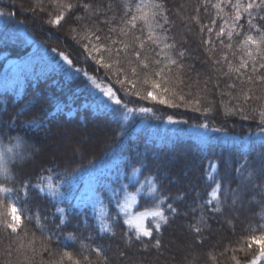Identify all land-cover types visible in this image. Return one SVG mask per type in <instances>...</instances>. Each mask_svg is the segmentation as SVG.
<instances>
[{"label":"trees","instance_id":"trees-1","mask_svg":"<svg viewBox=\"0 0 264 264\" xmlns=\"http://www.w3.org/2000/svg\"><path fill=\"white\" fill-rule=\"evenodd\" d=\"M71 2L75 4L77 0ZM103 2L109 3L111 0ZM197 3L198 0H166V7L175 22L170 35L178 41H188L184 47L192 50V58L186 63L195 65V69L184 76L187 86L167 93L154 91L158 98L177 106L168 107L151 99L140 100L130 95L124 98L129 101L128 107L147 106L151 111L147 114L138 111L128 113V120L124 121L120 111L98 109L95 96L93 92H87L84 81L70 78L59 68L54 69L55 63L61 65L59 59L53 63L43 53V49L62 51L72 59L75 67L88 70L94 78L103 77V70L93 73L92 69L98 66L91 60L85 63L87 53L83 52V45L88 41L83 36L92 23L81 20L86 15L84 12L75 9V15L66 17L63 26L57 27L47 22L54 14L49 0H44V12L37 8L38 0H0V11L14 13L0 17V78L6 76L8 61L22 60L31 53V45L20 35L12 39L13 32L22 30L33 43L39 45L37 52L41 57L20 76L15 90H0V146L13 147L16 138L20 137L28 149L23 160L13 158L8 161V170L15 180L23 179L34 185L42 176L49 175L46 170L54 169L51 172L53 183H60L61 191L65 190L66 185L60 181V177L83 170L82 174L72 177L75 187L71 195L66 193L65 198L60 199L33 194L25 202L23 196L16 201L15 193L9 200L0 194V212L6 211V203L17 202L22 210H26V222L29 217L38 215L42 224L51 230L55 229L57 223L56 208H64L66 221L58 232L60 239L53 241L52 246L55 251L67 250L78 259L81 258V244L89 243L104 249L109 258L108 264H234L231 259L234 254L242 260L245 258V252L239 249L245 247L250 226L255 227L264 212V205L256 201L247 204L242 211L231 213L236 217L234 228L223 218L219 222L212 221V231L205 233L203 246L190 247L189 250L181 243L187 236L184 231L187 218L184 217L163 232V246L159 250L151 248L145 251L150 242L127 249L121 235L130 229L121 216L116 237H107L98 232L101 218L118 212L113 190L119 192L121 184H128V178L134 173L133 165L139 168L143 164L144 167L136 173L138 183L136 181L127 187L130 193L141 183L156 180L166 197L189 191L193 183L201 195H206L214 186L210 177L232 179L235 176L233 170L241 162L242 154H247L255 167L259 163V154L264 153V143L261 142L264 126L259 125L258 119L244 120L240 115H226L227 109L236 101L219 92L206 94L201 91L205 73L210 71L208 64L203 62L209 55L208 46L200 45L198 26H193L189 35L182 23V20L194 14ZM180 5L184 6L183 10ZM177 12H180V16L175 15ZM202 20L207 23L208 16L202 14ZM103 30L108 32V26L104 25ZM180 46L178 44V48ZM223 70L227 71L226 65ZM197 73H200L199 77ZM212 75L215 77L218 74L213 72ZM198 78L201 79L200 84L195 83ZM135 90L145 94L151 87L141 82ZM120 95L123 96V93ZM181 95L184 96L183 100L180 99ZM196 100H199L201 109L211 105L215 111L206 118L196 110ZM169 117L177 123H169ZM32 122L40 126H33ZM201 123L208 124V128L198 127ZM66 141L71 146H67ZM210 163L218 166L215 172L209 168ZM89 165H94L92 171L101 177L100 184L93 185L101 189L99 199L87 197ZM19 186L17 183L16 187ZM180 206L183 207V204ZM166 209V204L160 205L143 193L137 199L135 213ZM152 225V221H148L146 227L151 228ZM28 233L29 241L35 234L39 250L40 241L44 239L40 226L28 223ZM69 233L76 235L78 240H69ZM88 236L92 237L91 241L85 239ZM154 236L161 238L157 233ZM143 239L148 241V238ZM19 243L6 236L0 238V264H4L6 259H17L15 248ZM9 247L12 248L11 257L5 253ZM124 252L128 253L127 257L122 255ZM28 254H32L30 250ZM20 258L23 259V256ZM44 258L47 259V255ZM247 258L251 259L250 256ZM40 259L37 254V264Z\"/></svg>","mask_w":264,"mask_h":264},{"label":"snow or ice","instance_id":"snow-or-ice-1","mask_svg":"<svg viewBox=\"0 0 264 264\" xmlns=\"http://www.w3.org/2000/svg\"><path fill=\"white\" fill-rule=\"evenodd\" d=\"M49 4L54 9L52 18L47 21L51 25L62 27L66 17L75 15V9L86 14L81 20L92 23V27L83 36V39L88 41L83 45V52L87 53L85 63L91 60L98 66L92 69L93 73L103 70L105 73L103 77L94 78L88 70L75 67L72 59L62 51L57 52L56 49L53 51L76 76L84 80L85 87L90 92H95L94 102L98 109L106 112L120 111L124 121H127L128 113L138 111L147 114L151 111L147 106L128 107L129 101L124 98L130 95H135L140 100L151 99L168 107L177 106L163 98H158L154 91L167 93L187 86L184 76L189 70H194L195 65L186 63L192 58V50L184 47L188 41L185 39L181 42L170 35L175 28V22L172 13L166 7V0H119V2L111 0L109 3H104L103 0L97 2L77 0L75 4L71 0H49ZM179 7L181 10L184 8L183 5ZM37 8L41 12L45 11L44 0H38ZM193 12L194 14L182 20V23L188 29L189 35L192 27L198 26L200 45L208 46L209 55L203 62L208 64L210 71L205 73L201 91L206 94L219 92L220 95H228L236 103L227 109L226 115H240L244 120L258 119L259 125L264 126V0H198ZM202 14L208 16L207 23L203 22ZM5 15L11 16L14 13L0 11V17ZM175 15L180 16V12ZM104 25L108 26L106 33L103 30ZM178 44L181 45L179 48ZM225 65L227 71L223 70ZM55 68H60V64H54ZM213 72L218 75L213 77ZM197 76L199 77L200 73H197ZM141 82L145 85L150 84L151 90H146L145 94L135 90L136 85ZM195 83L200 84L201 79L198 78ZM116 85L120 87L117 88ZM120 93H123V96ZM180 99L183 100L184 96L181 95ZM195 103L196 110L206 118L215 111L211 105L201 109L199 100ZM168 122L177 123L171 117ZM32 123L33 126H40L37 122ZM198 127L207 129L208 124L201 123ZM214 131L220 130L214 129ZM261 142L264 143V128L261 132ZM27 150L20 137L16 138L13 147L0 146V194L9 200L15 193L16 201L23 196L25 202L33 194L60 199L65 198L66 193L71 195L75 187L72 177L82 174L83 170L66 173L64 177L59 178L66 185L64 191L60 190V183H53L51 172L54 169L46 170L49 175L42 176L34 185L31 182L26 183L23 179L17 181L12 177L8 170V161L13 158L23 160ZM258 160V165L254 167L248 155L242 154L241 162L233 170L235 176L232 179L210 177L214 186L206 195H201L194 183L189 191L171 197L163 195L156 180H148L147 188L140 185L138 191L151 196L160 205L167 206L166 211L150 213L156 218L151 228L145 227L143 223L149 213L132 215L121 206V193L127 191V185L121 184L119 192L113 190V199L119 211L106 218L102 217L98 232L107 237H116L120 212H123L126 217L124 223L130 229L129 232L121 235L126 248L131 250L138 244L145 245L150 242V246L146 247L145 251L151 248L159 250L163 246V232L176 220L184 217L187 218V223L184 225L187 236L181 243L189 247H202L206 242L205 233L212 231V221L219 222V219L223 218L225 223L232 224L234 228L233 222L236 217L231 213L242 211L252 201L264 205V153L259 154ZM143 167V164L139 168L133 165L134 174L139 173ZM217 167L214 163L209 165L213 172ZM93 168L94 165H89L87 197L99 199L101 189L93 185L100 184L101 177L92 171ZM233 180H235L234 186ZM17 183L19 187H16ZM129 199L135 200L136 196H130ZM181 204L183 207L180 206ZM5 207L6 211L0 212V238L6 236L9 240L21 243L15 248L17 259L15 261L6 259L4 264H37V254L41 257L39 264H66V262L67 264H101V261L103 264H108L109 258L99 245L81 244L80 259L67 250L62 252L54 250L52 242L60 239L58 232L62 230L66 221L64 208H56L58 213L56 227L49 230L42 224L38 215L29 217L26 222V210H22L17 202L6 203ZM28 223L40 226L44 239L40 241L39 250L36 247L34 233L31 241L28 240ZM154 233L160 234L161 238H156ZM67 238L78 240V237L71 233ZM143 238H148V241ZM85 239L91 241L92 237L88 236ZM29 250L31 255L28 254ZM239 251L245 252V258L242 260L234 254L231 257L234 264H264V212L261 213L256 226H250L245 247L240 248ZM5 253L11 257L12 248L5 249ZM21 255L23 259L20 258ZM45 255L47 259L44 258ZM122 255L127 257L128 253L124 252ZM248 256L251 259H248Z\"/></svg>","mask_w":264,"mask_h":264},{"label":"rangeland","instance_id":"rangeland-1","mask_svg":"<svg viewBox=\"0 0 264 264\" xmlns=\"http://www.w3.org/2000/svg\"><path fill=\"white\" fill-rule=\"evenodd\" d=\"M12 36V39L15 40L17 35H20V37L22 39H24L26 41L27 44L31 45V53L24 59L22 60H14V61H8L9 63L7 64V68H5L6 70V76L0 78V90H15L16 85H18V81L21 79L20 76H22V74L33 64V62L39 58H41L38 55V49L40 48L39 45L33 43L30 38H28L25 33L22 30H17L16 32ZM43 53L47 56V58L55 63L56 59L58 58L57 55L54 52H49L43 49ZM29 60V62H28ZM59 62L61 63L60 65V70L64 71L65 74H67L70 78L75 79V78H81L76 76L73 71L71 69L68 68L67 65H65L62 61L59 60ZM56 64V63H55ZM59 64V63H58ZM51 67V66H49ZM82 79V78H81ZM83 80V79H82ZM84 81V80H83ZM86 88V87H85ZM87 92L89 93V89L87 88ZM93 96H95V92H93ZM143 123H145V121H143ZM141 125H139L138 127H141ZM67 146H71L67 143V141L65 142ZM56 146L59 147V144L56 143ZM137 181V176L136 174L133 173V175H131L128 178V186H131L133 184H135ZM140 185H144L145 188H147V184L141 183ZM140 189V186H138V188H136L135 191L133 192H124L121 193V198H120V204L123 208H125L130 214L132 215H140L141 213H149V215L147 217L144 218V225L145 227L147 226V222L148 221H152L153 224L154 223V219H156L155 217H152L150 215V213L154 212V211H146V212H139V213H135V209L137 207V199L142 196L143 192L138 191ZM136 196L135 200H131L129 199L130 196ZM119 211V209H118ZM120 216L123 218V221L126 219V217L124 216L123 212H120ZM126 224V223H125ZM127 225V224H126ZM128 226V225H127ZM129 228V226H128ZM183 244V243H182ZM185 246V244H183ZM183 246V247H184ZM184 248L186 249H190L189 246H185Z\"/></svg>","mask_w":264,"mask_h":264}]
</instances>
